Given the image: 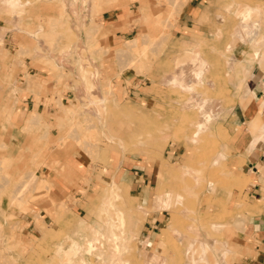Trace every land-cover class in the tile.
I'll return each instance as SVG.
<instances>
[{
  "label": "rangeland",
  "instance_id": "obj_1",
  "mask_svg": "<svg viewBox=\"0 0 264 264\" xmlns=\"http://www.w3.org/2000/svg\"><path fill=\"white\" fill-rule=\"evenodd\" d=\"M186 1L0 0V264H189L192 241L210 243L212 261L223 245L233 248L218 255L233 264L247 204L233 201L244 179L222 155L232 107L247 104L249 74L264 64V0H206L199 20L211 26L191 33L177 26ZM113 8L129 9L137 25L120 45L108 43L98 19ZM121 75L142 80L139 96ZM25 91L47 106L46 122L38 116L26 128L36 137L31 158L12 160L4 155L12 105ZM77 150L88 174L96 171L90 188L81 176L79 198L63 189V171L40 170ZM133 163L147 172L149 206L120 181ZM151 205L165 217L147 246L141 231ZM31 209L42 233L28 240L14 219ZM129 231L137 238L124 240Z\"/></svg>",
  "mask_w": 264,
  "mask_h": 264
},
{
  "label": "crops",
  "instance_id": "obj_2",
  "mask_svg": "<svg viewBox=\"0 0 264 264\" xmlns=\"http://www.w3.org/2000/svg\"><path fill=\"white\" fill-rule=\"evenodd\" d=\"M205 1L206 0L186 1L181 9L177 23L179 30H187L185 33H191L195 31V29L211 26L208 23H200L203 12L208 11V8L206 9L204 7ZM248 8L252 12H256L257 16L260 18L258 15L260 11L259 8ZM132 16L133 14L129 9L122 10L120 8H113L103 11L98 19L110 45H120L126 39L125 35L130 33L129 29L137 27L136 24L132 23ZM258 17L256 18L257 20H259ZM129 41L130 43L127 44L129 49H136L140 45V40L137 38H132ZM259 41L261 40L257 39V44ZM261 55L262 49L261 47H257L254 51V56L255 58H259ZM195 70L194 76L196 77ZM120 78L123 85H126L128 81L132 82L129 87V95H131V97L134 98L141 94L142 91L139 85L142 84V80L138 82L133 75L128 77L121 75ZM34 82V79H28L27 87H32ZM248 88L249 100L247 104L241 105L238 103L232 107L231 115L226 124L229 135V152L227 156H222L223 159H225L227 168L244 179L242 189L233 188V201H237L241 198L244 199L247 204L244 213L247 221L239 233L236 248L238 255L235 257L233 264H264V64H255L249 74ZM25 95L26 98L24 100H15L12 105L13 120L7 132V147L4 152L5 158L12 160L27 157L28 159L31 158L33 152H36V148L33 151V140H35L36 137L31 133L32 130H27L26 128L32 123V119L38 116H41L44 119L43 122H46L47 106L43 105L42 101L36 102L31 91H25ZM75 108H79V105L76 107L75 105L67 107L62 111L63 113L60 114L59 118L62 120L64 117H69L66 115L67 110ZM202 129L203 124L199 123L195 134L198 135ZM168 152L170 154V151ZM171 154L174 155V151ZM168 157H170V155ZM218 160L219 157L216 158V162ZM117 161L118 157L115 156L114 162L116 163ZM88 167L89 164L87 160H83L77 150L61 160L60 164L55 167L56 169L43 165L40 170L43 172L54 171L55 173L63 171V173L68 176V180L61 184L63 189L66 190L63 185L67 186L68 193H72L71 195H73V197L79 198V190L77 189L81 184V176H88V188L95 182L96 171L93 169L91 174H88ZM13 170L16 171V169ZM119 173L120 179L122 178L120 181H124L126 183L125 185L128 184L132 190L133 188L136 190L135 198L137 201L149 206L151 201L147 195V188L150 182L147 181V172L144 167L133 163L123 166ZM113 183L117 184V181L114 180ZM0 188L3 189L4 187L1 186ZM11 188H13V186L9 185L6 191L4 190L3 192L5 194H3V196L8 197V199H6V197L3 199L5 203L9 201ZM163 203L166 207L170 205L169 199H166ZM85 211V208L82 207L79 214L80 217L88 222L87 216H81V213ZM146 211V227L141 233L145 236V243L147 246H153L156 242L155 229L159 228L165 215L161 213L159 209H153V205L149 207V210L146 209ZM85 213H87V211ZM16 215L17 217H15L14 220L17 221V234L28 240H33L34 237L40 236L41 227L37 221L41 215L38 217L36 210L31 209L29 212L24 213L17 212L15 216ZM95 232L97 234L100 233L96 229ZM137 235L138 233L129 231L125 232L121 237L124 240H132L136 239ZM90 245L92 246L93 244L90 242ZM211 250H213V246L206 241L197 243H194V241L190 242L186 250L190 257L189 264H199L200 262L204 264H220L218 258V255H220L219 253L224 256L223 252L225 250L235 252L233 248L228 249L223 245L216 259L212 261L208 257V252ZM223 264L232 263L230 260H225Z\"/></svg>",
  "mask_w": 264,
  "mask_h": 264
},
{
  "label": "bare ground",
  "instance_id": "obj_3",
  "mask_svg": "<svg viewBox=\"0 0 264 264\" xmlns=\"http://www.w3.org/2000/svg\"><path fill=\"white\" fill-rule=\"evenodd\" d=\"M17 2H18V0H11V4H13L14 6H15V4H17ZM31 174V173H30ZM32 175H33V173H32ZM34 177H35V175H34ZM36 178V177H35ZM1 263V262H0Z\"/></svg>",
  "mask_w": 264,
  "mask_h": 264
}]
</instances>
